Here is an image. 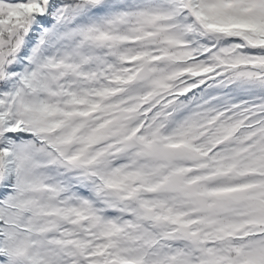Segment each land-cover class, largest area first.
Wrapping results in <instances>:
<instances>
[{
  "label": "snow or ice",
  "instance_id": "obj_1",
  "mask_svg": "<svg viewBox=\"0 0 264 264\" xmlns=\"http://www.w3.org/2000/svg\"><path fill=\"white\" fill-rule=\"evenodd\" d=\"M0 264H264V0H0Z\"/></svg>",
  "mask_w": 264,
  "mask_h": 264
}]
</instances>
